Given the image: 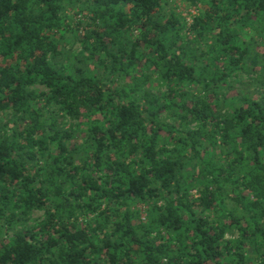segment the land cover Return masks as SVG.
<instances>
[{
	"label": "trees",
	"instance_id": "1",
	"mask_svg": "<svg viewBox=\"0 0 264 264\" xmlns=\"http://www.w3.org/2000/svg\"><path fill=\"white\" fill-rule=\"evenodd\" d=\"M186 1L0 0V264H264V0Z\"/></svg>",
	"mask_w": 264,
	"mask_h": 264
},
{
	"label": "rangeland",
	"instance_id": "2",
	"mask_svg": "<svg viewBox=\"0 0 264 264\" xmlns=\"http://www.w3.org/2000/svg\"><path fill=\"white\" fill-rule=\"evenodd\" d=\"M168 7H173L176 12L184 16L187 20H190L191 16L196 13V8L190 6L186 0H168ZM74 18L77 19L81 17H79V15H76ZM72 49H78L77 43L72 47ZM0 120H4V116L0 117ZM41 214V211H35L32 216L37 219L41 216ZM228 235L232 237L233 233Z\"/></svg>",
	"mask_w": 264,
	"mask_h": 264
}]
</instances>
